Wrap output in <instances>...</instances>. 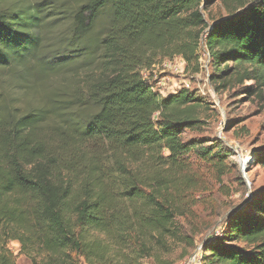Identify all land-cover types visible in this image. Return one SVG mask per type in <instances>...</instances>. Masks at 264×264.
Segmentation results:
<instances>
[{
    "label": "trees",
    "instance_id": "obj_1",
    "mask_svg": "<svg viewBox=\"0 0 264 264\" xmlns=\"http://www.w3.org/2000/svg\"><path fill=\"white\" fill-rule=\"evenodd\" d=\"M213 1L76 0L73 41L106 9L103 34L15 84L11 67L38 52L41 10L0 0V68L10 70L0 84V264H16L10 241L31 264H173L163 255L168 239L186 238L175 219L196 186L188 155L218 169L231 151L184 140L203 123L204 100L185 87L163 96L141 69L159 57L192 63L204 37L211 81L264 92V0H233L240 11L207 25L202 7ZM63 69L83 73L84 96L57 82ZM201 264H264V194L203 241Z\"/></svg>",
    "mask_w": 264,
    "mask_h": 264
},
{
    "label": "rangeland",
    "instance_id": "obj_2",
    "mask_svg": "<svg viewBox=\"0 0 264 264\" xmlns=\"http://www.w3.org/2000/svg\"><path fill=\"white\" fill-rule=\"evenodd\" d=\"M34 1L39 3L41 10L42 25L35 33L38 52L35 51V59L26 56L21 59L26 61L25 64L19 63L17 67H11L14 72L10 79L15 84L29 81L30 77L38 74L42 61L56 56L58 57L54 59L55 62L62 60L64 49L69 45L73 48L88 45L90 48L91 39L99 38L103 34L109 19L108 11L103 10L91 29L80 36L78 43L77 40L73 41L76 0ZM226 2L229 9L223 0H215L202 7L207 25L228 18L230 12L240 11V7L233 0ZM23 9L29 13V3L25 2ZM203 39L201 37L197 58L192 63L186 65L182 57L174 56L170 58V65L162 66V61L169 58L159 57L156 68L146 73L155 85L157 82L163 83L162 95L185 87L204 100L200 115L203 123L198 128H185L182 134L184 140H194L202 145L220 142L231 151L223 162L224 166L218 169L213 162L201 159L193 152L188 155L187 160L195 176L196 186L186 194L185 213L175 219L186 238L168 239L169 250L163 255L173 261V264H181L186 257L199 249L202 253L203 241L221 234L232 211L251 196L258 199L264 194V92L263 98H258L245 93L241 87L227 88L222 87L220 82L211 81L210 77L215 69ZM69 72V69L60 70L57 82H70L84 96L81 89L83 73L72 78ZM9 74L8 68H0V84L8 80ZM250 83L244 82V87H248ZM164 155H167L166 151ZM7 248L13 253L16 264H31V260L19 251L17 241H10ZM159 252L163 250L159 249ZM143 262L154 264L150 258L143 259Z\"/></svg>",
    "mask_w": 264,
    "mask_h": 264
},
{
    "label": "built area",
    "instance_id": "obj_3",
    "mask_svg": "<svg viewBox=\"0 0 264 264\" xmlns=\"http://www.w3.org/2000/svg\"><path fill=\"white\" fill-rule=\"evenodd\" d=\"M174 61H175V58H174ZM170 62H171V59H164L162 61V66H167V65H170ZM178 63V62H176ZM180 63L181 60H180ZM157 64V63H156ZM176 64H174L175 66ZM156 68V65H152L150 68H143L141 69V75L144 79L147 80V82L149 84H151L153 86V88L158 91L161 95L163 94V89H162V82H157V84L155 85L154 83H152L150 81V79L146 76V73H148L149 71H152V69H155ZM175 92V91H174ZM174 92H170V93H174ZM169 94V93H168ZM163 96H166V95H163ZM201 260H202V253L200 252V249L196 252H194L193 254H191L189 257H186L182 262L181 264H201Z\"/></svg>",
    "mask_w": 264,
    "mask_h": 264
}]
</instances>
